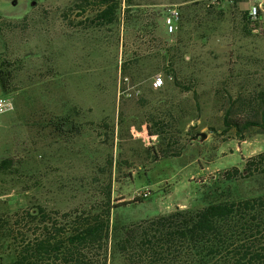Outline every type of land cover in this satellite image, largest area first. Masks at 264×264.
I'll return each instance as SVG.
<instances>
[{"label":"rangeland","instance_id":"rangeland-1","mask_svg":"<svg viewBox=\"0 0 264 264\" xmlns=\"http://www.w3.org/2000/svg\"><path fill=\"white\" fill-rule=\"evenodd\" d=\"M117 1L114 24L83 27L76 23L99 0L80 8V0H0V68L11 86L0 97L14 103L0 117V214L33 205L59 214L101 208L108 189L119 204L112 208L117 224L199 208L226 169L264 150L259 129L241 138L223 124L227 107L234 104L233 117L248 114L246 98L264 90V1ZM173 5L180 19L169 33L164 14ZM254 6L260 16L253 22L246 14ZM64 116L72 124L50 125ZM159 118L180 154L154 160L151 150L166 142L148 132ZM221 187L255 196L264 176ZM260 221L261 233L240 238L264 255Z\"/></svg>","mask_w":264,"mask_h":264},{"label":"trees","instance_id":"trees-1","mask_svg":"<svg viewBox=\"0 0 264 264\" xmlns=\"http://www.w3.org/2000/svg\"><path fill=\"white\" fill-rule=\"evenodd\" d=\"M80 1L82 4L77 8L91 5L90 0ZM97 3L95 13L78 21L76 26L114 24L119 2L99 0ZM74 6L76 4L68 6L62 17L67 18L66 11ZM257 14L259 17L258 11ZM246 19L256 21L249 14ZM9 81V73L0 68V87L4 92L11 91ZM246 100L247 109L243 111L248 114L243 112L233 117V104L223 116L224 130L233 128L241 138L251 128L264 133V90ZM67 124H72L67 116L50 122L59 130ZM154 124L156 127H149V134H157L159 141L166 142L160 150H151L153 159L179 155V149L170 148L173 141H170L171 132L167 137V121L154 119ZM254 174L264 176V150L243 167L226 169L220 181L230 183ZM221 183L213 191L208 188L203 192V195H211V199L199 208L176 207L167 213L123 224L114 221L112 208L119 204L111 203L109 189L101 208L73 209L59 214L33 205L1 213L0 264H111L116 258H121L124 264H255L259 260L264 264L263 253H250V247L240 238L253 235V229L261 233L264 190L255 196L236 197L229 190L224 191ZM147 196L140 195L134 201ZM230 255L234 258L232 261ZM247 257L249 263L245 260ZM6 258L7 263H4Z\"/></svg>","mask_w":264,"mask_h":264},{"label":"built area","instance_id":"built-area-1","mask_svg":"<svg viewBox=\"0 0 264 264\" xmlns=\"http://www.w3.org/2000/svg\"><path fill=\"white\" fill-rule=\"evenodd\" d=\"M226 1H233V0H226ZM258 9L254 6L249 11V16H251L253 19L258 17L257 14ZM180 19V11L176 6H169L165 10L164 14V23L167 26V31L169 33H172L177 29V23ZM163 84V79L160 75H156L153 78V85L154 87H160ZM139 95L140 92L136 91V95ZM14 109V103L11 98L2 96L0 97V117L2 114L12 111ZM148 192H143L142 195H147Z\"/></svg>","mask_w":264,"mask_h":264},{"label":"water","instance_id":"water-1","mask_svg":"<svg viewBox=\"0 0 264 264\" xmlns=\"http://www.w3.org/2000/svg\"><path fill=\"white\" fill-rule=\"evenodd\" d=\"M264 1V0H263ZM196 136H194V138H195ZM199 137H200V139H203L204 137H205V133H199Z\"/></svg>","mask_w":264,"mask_h":264},{"label":"crops","instance_id":"crops-1","mask_svg":"<svg viewBox=\"0 0 264 264\" xmlns=\"http://www.w3.org/2000/svg\"><path fill=\"white\" fill-rule=\"evenodd\" d=\"M0 89H1V87H0ZM2 90V89H1ZM3 91V90H2ZM4 92V91H3ZM61 167H73V166H70L69 164H65V165H62Z\"/></svg>","mask_w":264,"mask_h":264}]
</instances>
